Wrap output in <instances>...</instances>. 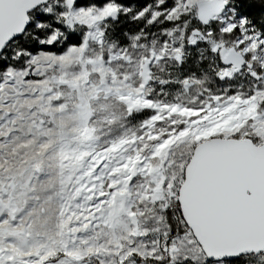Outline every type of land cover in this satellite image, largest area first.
I'll list each match as a JSON object with an SVG mask.
<instances>
[{"label":"snow or ice","instance_id":"obj_1","mask_svg":"<svg viewBox=\"0 0 264 264\" xmlns=\"http://www.w3.org/2000/svg\"><path fill=\"white\" fill-rule=\"evenodd\" d=\"M0 264H264V0H0Z\"/></svg>","mask_w":264,"mask_h":264}]
</instances>
